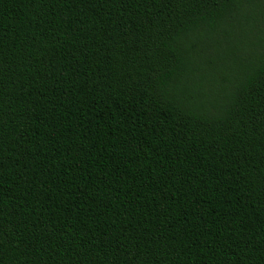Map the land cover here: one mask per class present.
I'll return each mask as SVG.
<instances>
[{
    "label": "trees",
    "instance_id": "16d2710c",
    "mask_svg": "<svg viewBox=\"0 0 264 264\" xmlns=\"http://www.w3.org/2000/svg\"><path fill=\"white\" fill-rule=\"evenodd\" d=\"M0 264H264V0H0Z\"/></svg>",
    "mask_w": 264,
    "mask_h": 264
}]
</instances>
